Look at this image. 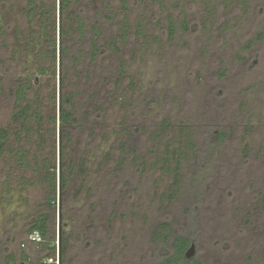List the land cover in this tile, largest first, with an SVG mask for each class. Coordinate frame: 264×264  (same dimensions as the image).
<instances>
[{"label": "rangeland", "instance_id": "rangeland-1", "mask_svg": "<svg viewBox=\"0 0 264 264\" xmlns=\"http://www.w3.org/2000/svg\"><path fill=\"white\" fill-rule=\"evenodd\" d=\"M77 1L64 20L80 16L86 25L77 48L87 50L96 28L104 51L95 64L86 54L62 71L61 42L73 34L62 35L59 0H0V130L14 128L12 87L29 79L28 100L40 103L44 119L33 129L45 131L47 143L31 135L20 145L30 162L49 160L57 179L53 214L36 173L0 153V264L11 256L10 264L52 263L27 235L46 213L54 264L60 231L73 248L68 264H159L177 235L194 239L201 264H264V0H127V10L122 0ZM113 38L118 55L107 49ZM62 85L83 129L60 156ZM219 132L226 139L197 190L195 156ZM60 159L81 177L61 218ZM163 225L171 230L166 243L158 239Z\"/></svg>", "mask_w": 264, "mask_h": 264}, {"label": "trees", "instance_id": "trees-1", "mask_svg": "<svg viewBox=\"0 0 264 264\" xmlns=\"http://www.w3.org/2000/svg\"><path fill=\"white\" fill-rule=\"evenodd\" d=\"M124 9L127 8V0H122ZM79 2L77 0H59V13L60 18L62 19V35L71 33V38L66 42H61L62 48V56H60V67L63 71L65 68H69L71 62H73V66L77 65L81 59H84V56L87 54L90 64H95L102 56L104 49L100 47V45L95 41V39L99 38L97 33V29L93 28V39L90 41H85L83 43L84 47L87 50L82 48H77V42L74 41L75 37L84 36L87 29L86 25L82 17L77 16V20L75 22H71L67 24L64 22L65 18H68V13L72 9L73 6L77 5ZM54 8L48 11L43 12V16L46 20H49L51 17ZM168 27L170 30V34L173 36L176 31L175 23L171 16H168ZM69 22V21H68ZM180 26L184 32L188 31L187 22L184 20L180 23ZM126 28V29H125ZM124 34L121 40L124 42L127 39L129 34V24L128 27L124 26ZM118 39H111L107 44V49L113 50L112 53L118 55L120 53V47L117 44ZM49 45V42H48ZM109 47V48H108ZM52 56L54 57V49L55 45L52 47ZM75 49L74 53H71V50ZM106 49V47H105ZM120 74L123 78V81L126 80L124 66H120ZM46 72V71H44ZM61 82V80H60ZM62 84L64 85V81L62 80ZM62 85V95L59 99V136H60V156L64 152V143L65 141H71V137L73 135L74 130L80 128L81 126V117L77 112V106L73 101L70 93L66 92L64 94L66 88ZM32 89V85L29 79L19 80L13 87L11 91L12 98L14 100V111L11 115V120L15 124L14 128H7L0 130V153L8 154L12 159H15L19 168L24 169L25 171H33L36 173L38 177V182L46 189V203L47 209L52 210L51 212L54 214V210L56 208V175H55V166L51 164V162L47 159L38 161L37 159L34 162H30L29 152L25 148L20 145V142L24 137L27 139L29 136H36L41 141L40 143L43 146H46L47 141L45 140V131L34 130V124L42 125L44 122L42 117V109L39 102H31L28 100L29 92ZM95 105V104H94ZM105 105H101L94 108L98 112L103 111V107ZM53 127L55 125V118H49L47 121ZM171 128L169 126L163 128L164 137H169L171 135ZM162 134V135H163ZM208 136V135H207ZM209 144L208 151L202 155L200 158L197 156L195 163L196 166L202 164L201 168H197L194 175L192 176V182L195 183L197 190L203 188V184L206 180L201 175V172H205L207 168L211 165L212 160L214 159L216 154V147L223 143L226 139V135L222 132H219L217 135L211 134L209 135ZM190 141V140H189ZM123 152H128L127 149H123ZM129 153H127L128 155ZM60 167H59V213L60 218L63 217L66 202L65 195L71 189V183L73 180L80 179V175H76V168L73 165H68L60 159ZM194 219V218H193ZM50 221L51 216L49 214H42L35 217L29 227V231L27 235H30L34 232H37L41 238L40 242H31L34 245H41L42 252L44 256V260H52L51 264H54L55 259V236L52 230L50 229ZM162 233H159L158 239H161L164 243H166L169 239L170 228L168 225H163L160 227ZM194 239L188 238L184 235H177L173 241L171 246V252L165 255L159 264H201V262L194 257L191 259H187L185 257V253L188 248L193 245ZM52 244V246H51ZM58 264H68L67 258L68 254L73 249L70 246V242L68 238H65L63 232L60 231L58 237ZM24 260H29V256L26 254L22 255ZM14 261L13 256L6 257L4 259L3 264H10V262ZM46 264V263H45Z\"/></svg>", "mask_w": 264, "mask_h": 264}, {"label": "water", "instance_id": "water-1", "mask_svg": "<svg viewBox=\"0 0 264 264\" xmlns=\"http://www.w3.org/2000/svg\"><path fill=\"white\" fill-rule=\"evenodd\" d=\"M195 256V246L194 245H191L188 250L186 251L185 253V257L187 259H191L192 257Z\"/></svg>", "mask_w": 264, "mask_h": 264}, {"label": "built area", "instance_id": "built-area-1", "mask_svg": "<svg viewBox=\"0 0 264 264\" xmlns=\"http://www.w3.org/2000/svg\"><path fill=\"white\" fill-rule=\"evenodd\" d=\"M29 239H30L29 241H31V242H37V243L41 241V238H40V236L38 235L37 232H34V233L30 234L29 235Z\"/></svg>", "mask_w": 264, "mask_h": 264}, {"label": "clouds", "instance_id": "clouds-1", "mask_svg": "<svg viewBox=\"0 0 264 264\" xmlns=\"http://www.w3.org/2000/svg\"><path fill=\"white\" fill-rule=\"evenodd\" d=\"M52 262V261H51Z\"/></svg>", "mask_w": 264, "mask_h": 264}]
</instances>
